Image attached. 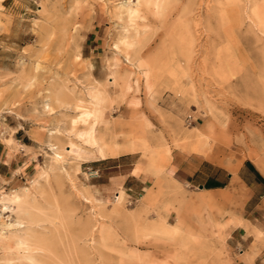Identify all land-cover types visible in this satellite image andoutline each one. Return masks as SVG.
Segmentation results:
<instances>
[{
    "label": "rangeland",
    "instance_id": "374dc122",
    "mask_svg": "<svg viewBox=\"0 0 264 264\" xmlns=\"http://www.w3.org/2000/svg\"><path fill=\"white\" fill-rule=\"evenodd\" d=\"M116 2L0 0V194L28 190L31 252L45 264H264V190L237 179L201 190L171 163L204 159L181 150L180 133L195 131L210 162L232 174L250 162L264 177V34L252 18L264 0H168L161 17L144 1L133 24ZM189 34L198 49L186 60ZM103 85L97 128L113 153L101 158L78 133Z\"/></svg>",
    "mask_w": 264,
    "mask_h": 264
},
{
    "label": "bare ground",
    "instance_id": "6f19581e",
    "mask_svg": "<svg viewBox=\"0 0 264 264\" xmlns=\"http://www.w3.org/2000/svg\"><path fill=\"white\" fill-rule=\"evenodd\" d=\"M144 1H145L144 4L147 5L148 8H150L153 5L152 7H153V10L155 11L154 14L156 13L155 15L157 17H161L163 15L165 9H166V5H167V1L168 0H151L152 2L150 0H148V1H150L149 5L146 4V2H148V1H146V0H144ZM144 1H142V2H144ZM142 2L140 0H117V2L111 6V9L113 11L114 16L118 20H122L124 18L127 21V23H130V24L132 23L133 24L134 23V17L136 16L135 19L139 18V17H137V14H138L140 8H142V6H143ZM139 3H142L141 7L140 8L138 7L139 9L136 10L137 8L135 9V7L138 6ZM111 9H110V12H112ZM135 10H136V15L133 16L134 13H135ZM138 15L140 16V13ZM132 17H133V22L131 20ZM252 18L254 19V22L258 26L259 32H261V34H264V7H262V5L261 6H257V5L254 6V8L252 9ZM128 26L130 27V25H128ZM128 26L123 28L124 32L122 33V36L119 39V41H121L123 44L125 43L124 45H128V44H126V42H128V41L130 42L129 39L132 37V36L130 37L131 32L129 33L130 35L128 34V30H129ZM190 34L187 36V38L184 40V42L182 44V50H183L182 53H183V57L186 60L190 59V57L193 54V52L198 49L197 48V43H196V40H195L196 38H194V37L192 38L193 35H190ZM135 35H137V32H135ZM257 37H259V36H257ZM131 45L133 46V44H131ZM129 46H130V43H129ZM127 58H128V56H127ZM116 73H117V71H115V70L111 71L110 74L112 76L109 77V79H111V80H112V78L114 79V76H116ZM125 78H127V77H124V79ZM94 86H96V85H94ZM96 87H98V84H97ZM96 87H93V88H96ZM103 87L104 88H103L102 91H101L102 88L99 89V90H95V89H93L91 87L90 91H89V89H87V92L89 91V93H88V101H89L90 105L85 107L84 110L81 111L80 115L83 118L82 120L84 122H87L88 125H87V127L85 129L81 130V132L79 130L80 133H78V137L80 136L81 140H83L85 145L87 144L86 146H88L92 150H95L100 155L101 158H104V157H106V155L113 153V151H112L113 148L111 147L112 146V139L107 134L99 131L98 128H97V126L100 125L104 121L103 120V116H102L101 106H100L101 102H104V100L108 99V96H109L108 88L106 87V85H103ZM77 104H79V103H77ZM45 105H46V107L45 106L44 107L48 108V104H45ZM75 106L77 107L78 105H75ZM78 107H77V109H78ZM81 116H79V117L81 118ZM73 117H76V116H73ZM71 122H72V120H71ZM76 122H79V121H76ZM73 126L77 127L78 125L76 124V125H73ZM211 130L212 129H210V132H211ZM75 134H77L76 131H75ZM203 136H204V134L201 135L200 132L198 133V132H195V131L186 132V133H180V137L179 138H182V142L185 145L183 148H181V150H187V151L195 152L197 154H201L205 159H207L209 161H212L211 152L209 153V150L211 149V147H206V143H207L206 140H204L205 141L204 144L201 143V141L203 140ZM10 140H11V138H10ZM69 144H68V146H69ZM75 145H74V147H75ZM74 147H73V145L71 143V148L70 147L69 148L72 151V153L74 151L76 152V150H77ZM78 147L79 146H77V148ZM67 151H68L67 152L68 154H66V153L65 154L69 155L70 152H69V150H67ZM72 153H70V154H72ZM80 153L81 152H76L77 158H79L78 156H80ZM60 159L62 160V153L59 150H57V148H56V150L54 149V153L52 154V161L56 162V161H58ZM61 160H60V162H61ZM51 166H53V164ZM152 174L154 175L155 172H152ZM92 190H94V189L92 188ZM27 191L28 190L25 188V192L22 195L20 193L19 194H16V193L15 194H13V193L10 194L9 193L10 195L6 194V193L0 194V206H1L0 209L3 212H5V213L6 212L10 213L9 215H6L7 216L6 219L8 217H10V216L14 217V222H6L5 220H3V218L5 216H3L2 219H0V250L4 251L3 252L4 254H3L2 258H3V262L5 264H45L46 263V262L43 263L42 261H39L38 259H36L37 257H34L33 252H31L34 248H36L32 244V241H33V239H32L33 236L32 235L33 234L31 235L30 234L31 231H29L32 227L30 228V227H28L27 225H24V224H25V221L27 223L32 222V218L31 217H32V215L35 214V212L34 213H32V212H33V209H35V211H36L37 207L32 209L33 202H31L32 200L29 199L30 197L27 195ZM95 195H96V193H95ZM123 196L124 195L122 193L121 188H118V190L114 192V199H113L114 200V205H113L112 210H110V211H113V212L120 211L121 212L122 207H123V202H122L123 199H124ZM200 196L201 195H199L198 197H200ZM100 198H102V197H100ZM103 198H105V197H103ZM97 199H99V198H97ZM101 201H103V200H101ZM85 202H89V200L85 199ZM33 207H35V205ZM96 208H98V207H96ZM31 213H32V215H31ZM0 217H2L1 214H0ZM34 217H35V215H34ZM38 221L39 220H37V222ZM244 221H243V223H244ZM32 223L35 224V222H32ZM245 223H248V221L245 222ZM248 224L250 226V223H248ZM242 225H244V224H242ZM242 225H241V227H242ZM245 226L246 225H244V227ZM11 227H13L14 230H12V229L9 230V228H11ZM244 230H245V228H244ZM245 232H247V231L245 230ZM247 234H248V232H247ZM254 234H256V233H254ZM257 234H258V231H257ZM258 236H260V234H258ZM181 243H182V241L180 242V244ZM10 249H14V250L17 251L15 253V255H13V254H11L9 252Z\"/></svg>",
    "mask_w": 264,
    "mask_h": 264
},
{
    "label": "crops",
    "instance_id": "0c3cea01",
    "mask_svg": "<svg viewBox=\"0 0 264 264\" xmlns=\"http://www.w3.org/2000/svg\"><path fill=\"white\" fill-rule=\"evenodd\" d=\"M171 163L173 171L178 172L180 179L196 182L201 190H221L227 187L234 179L250 186L253 193L254 191L261 192L264 190V177L250 162L254 169L248 163H243L237 172L233 174L226 172L221 166L205 160V158H199L194 155L184 156L181 153H176L172 156ZM196 178H198V181Z\"/></svg>",
    "mask_w": 264,
    "mask_h": 264
},
{
    "label": "trees",
    "instance_id": "16d2710c",
    "mask_svg": "<svg viewBox=\"0 0 264 264\" xmlns=\"http://www.w3.org/2000/svg\"><path fill=\"white\" fill-rule=\"evenodd\" d=\"M248 164L252 167V165L248 162ZM252 169H254L253 167H252ZM257 173V172H256ZM262 179V178H261Z\"/></svg>",
    "mask_w": 264,
    "mask_h": 264
}]
</instances>
